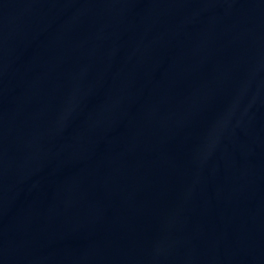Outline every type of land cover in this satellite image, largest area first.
<instances>
[{"label": "water", "instance_id": "1", "mask_svg": "<svg viewBox=\"0 0 264 264\" xmlns=\"http://www.w3.org/2000/svg\"><path fill=\"white\" fill-rule=\"evenodd\" d=\"M65 264H264V0H110Z\"/></svg>", "mask_w": 264, "mask_h": 264}]
</instances>
